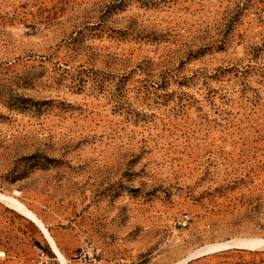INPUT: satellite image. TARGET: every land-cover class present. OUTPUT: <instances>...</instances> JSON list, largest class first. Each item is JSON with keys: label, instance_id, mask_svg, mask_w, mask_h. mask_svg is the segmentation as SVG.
Returning a JSON list of instances; mask_svg holds the SVG:
<instances>
[{"label": "rangeland", "instance_id": "374dc122", "mask_svg": "<svg viewBox=\"0 0 264 264\" xmlns=\"http://www.w3.org/2000/svg\"><path fill=\"white\" fill-rule=\"evenodd\" d=\"M36 218L68 264H264V0H0V264H62Z\"/></svg>", "mask_w": 264, "mask_h": 264}, {"label": "bare ground", "instance_id": "6f19581e", "mask_svg": "<svg viewBox=\"0 0 264 264\" xmlns=\"http://www.w3.org/2000/svg\"><path fill=\"white\" fill-rule=\"evenodd\" d=\"M11 201H12L16 206H18L20 209H22L24 212L30 214L31 217L33 216V217L35 218V215H36V214L33 215L32 213L28 212L25 208H23V207L17 202V200L11 198ZM20 202H21V201H20ZM35 220H37V221L42 225L43 230L46 232V235H47V237H48V239H49V242L51 243V245L53 246V248H54L55 251L57 252V254H58V256H59V258H60L62 264H68L65 255L59 250V248L57 247V244H56L54 238L48 233V231L46 230V228L43 226V223H42L38 218H36ZM38 222H37V223H38ZM44 231H43V232H44ZM256 238H257V237H256ZM241 243H242V244H248V245H251V244L248 243V242H241ZM225 244H226V243H225ZM225 244H224V245H225ZM251 246H252V245H251ZM174 264H184V261L181 260V261H178V262H176V263H174Z\"/></svg>", "mask_w": 264, "mask_h": 264}, {"label": "built area", "instance_id": "2783aa9c", "mask_svg": "<svg viewBox=\"0 0 264 264\" xmlns=\"http://www.w3.org/2000/svg\"><path fill=\"white\" fill-rule=\"evenodd\" d=\"M76 258L79 261L85 262L87 264H97V257L92 247L87 248L86 251L82 250L78 255H76Z\"/></svg>", "mask_w": 264, "mask_h": 264}]
</instances>
